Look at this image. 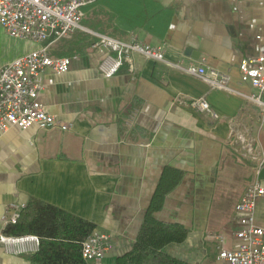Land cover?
<instances>
[{"label": "crops", "instance_id": "crops-1", "mask_svg": "<svg viewBox=\"0 0 264 264\" xmlns=\"http://www.w3.org/2000/svg\"><path fill=\"white\" fill-rule=\"evenodd\" d=\"M100 34L160 46L174 63L205 58L250 92L238 85L239 66L264 54V0H97L83 8L80 29L49 43L11 37L0 25V69L47 44L51 56L71 58L66 73L45 72L40 97L68 128L0 133V264H32L39 250L33 242L7 247L1 241L10 205L32 199L95 224L109 237L102 264H116L132 250L168 169L181 179L154 217L183 226L187 237L165 252L184 264H231L219 259V248L236 251L243 244L236 205L262 167L235 150L231 129L247 130L264 154L259 109L137 54L106 78L91 47ZM201 96L218 120L177 102ZM256 221L264 225V198Z\"/></svg>", "mask_w": 264, "mask_h": 264}, {"label": "built area", "instance_id": "built-area-1", "mask_svg": "<svg viewBox=\"0 0 264 264\" xmlns=\"http://www.w3.org/2000/svg\"><path fill=\"white\" fill-rule=\"evenodd\" d=\"M97 0H0V25L11 37L38 43H49L71 37L81 28L83 8ZM100 54L99 71L106 78L115 76L133 55L148 60L164 62L202 79L211 90H222L238 95L255 105L260 111L261 125L264 127V54L255 59L241 61L239 86L251 90L245 92L232 85V77L223 71L209 67L206 59L183 65L170 62L162 47L153 46L133 38L122 41L107 35H98L91 45ZM71 66V58H55L49 53V45L18 57L0 69V133L13 127L28 129L37 126L50 129L60 125L41 101L45 89L44 74L50 70L57 74L66 73ZM181 105H189L195 110L209 114L218 120L216 113L206 96L198 98H179ZM235 150L264 165V154L255 145V139L247 130L231 129ZM259 198H264V184L257 179L252 182L236 205V213L241 229L236 235L244 242L236 251L219 248V259L231 264H264V225L256 221V209ZM24 203H12L8 214L3 217L6 225L17 222ZM4 245L11 246L33 242L39 246V237L26 235L21 237L2 236ZM110 247L106 234L94 231L82 243V256L89 264H102Z\"/></svg>", "mask_w": 264, "mask_h": 264}, {"label": "trees", "instance_id": "trees-1", "mask_svg": "<svg viewBox=\"0 0 264 264\" xmlns=\"http://www.w3.org/2000/svg\"><path fill=\"white\" fill-rule=\"evenodd\" d=\"M180 179V172L165 171L132 250L120 256L116 264H184L167 254L165 247L183 242L187 230L179 224H166L154 217L162 208L165 196ZM95 229L92 222L32 199L20 219L6 225L4 233L14 237H39V250L31 256L32 264H89L82 256V243Z\"/></svg>", "mask_w": 264, "mask_h": 264}, {"label": "water", "instance_id": "water-1", "mask_svg": "<svg viewBox=\"0 0 264 264\" xmlns=\"http://www.w3.org/2000/svg\"><path fill=\"white\" fill-rule=\"evenodd\" d=\"M259 179L264 180V165L259 170Z\"/></svg>", "mask_w": 264, "mask_h": 264}, {"label": "rangeland", "instance_id": "rangeland-1", "mask_svg": "<svg viewBox=\"0 0 264 264\" xmlns=\"http://www.w3.org/2000/svg\"><path fill=\"white\" fill-rule=\"evenodd\" d=\"M1 46H2V45H1V40H0V49H1Z\"/></svg>", "mask_w": 264, "mask_h": 264}]
</instances>
